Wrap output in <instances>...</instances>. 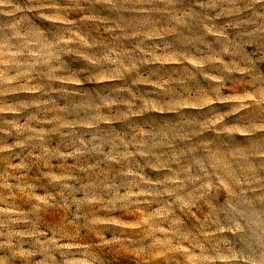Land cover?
I'll list each match as a JSON object with an SVG mask.
<instances>
[{"label": "clouds", "instance_id": "9594fccd", "mask_svg": "<svg viewBox=\"0 0 264 264\" xmlns=\"http://www.w3.org/2000/svg\"><path fill=\"white\" fill-rule=\"evenodd\" d=\"M0 264H264V0H0Z\"/></svg>", "mask_w": 264, "mask_h": 264}]
</instances>
